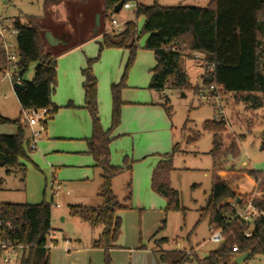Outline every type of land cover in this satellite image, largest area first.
<instances>
[{"label": "trees", "instance_id": "16d2710c", "mask_svg": "<svg viewBox=\"0 0 264 264\" xmlns=\"http://www.w3.org/2000/svg\"><path fill=\"white\" fill-rule=\"evenodd\" d=\"M64 1L67 0H44V7L47 9ZM120 1L103 0V17L109 22ZM141 16L145 17V22L139 31L136 19ZM12 29L17 30L18 68L24 85L23 89L15 88L22 110L50 107L54 115L57 107L52 102V94L57 84V61L46 49L42 17L31 15L25 20L17 17ZM145 34L148 37L144 47L154 52L157 61L152 70V90L165 91L172 78V89L191 90L199 96L215 84L220 85L226 95L240 97L241 101L249 103L254 109L264 105V0H211L206 7L162 6L156 1L152 4L141 3L135 10V20L125 22L121 32H104L99 55L90 59L83 70L85 106L93 121L88 147L102 170L100 197L103 203L96 207L70 205L69 214L94 228L103 226L102 233L93 245L106 249L105 264H113L109 249L122 233L121 218L116 213L128 208L131 198L129 195L122 203L113 192V179L124 171V167L110 162L111 134L121 122L122 91L127 86L128 72L135 61L138 42ZM106 48H124L130 52L121 81L111 87L113 111L108 131L104 130L99 117L98 79L93 70L94 62ZM183 54H187L193 63L196 61L193 59L194 54L204 56L203 72L197 83L192 81L189 70L182 65ZM32 65H35L34 77L29 80L25 74ZM8 66L6 53L0 49V75ZM165 99L164 107L171 115L167 106L169 98ZM0 123L18 126L14 135L0 134V168H5L7 174L20 173L24 180L26 168L20 164V160H28L29 157L25 145L26 129L21 123V116L8 119L0 114ZM226 124L213 118L203 125L204 131L214 133L211 150L214 167L211 192L206 205L200 210L199 222L207 218L210 227L225 229L224 240L210 251L203 264H238L233 260L238 255H264V216L253 218V233L247 237L245 232L248 223L235 217L236 210L228 202L235 200L239 206H243L248 195L240 194L236 186L243 179L253 177L258 183L257 197L253 203L264 211V172L225 166L228 160L236 159L241 154L235 138H231L225 146L222 135L227 130ZM200 136L199 131L192 133L187 137V144L198 140ZM181 152L182 146L176 144L153 172L152 187L167 199V211L185 212L180 204L179 192L170 184V175L174 170L173 156ZM2 183L3 179L0 185ZM51 211L52 204L45 201L38 204H0V223L4 236L24 246L20 264H51L50 250L46 248L53 230ZM168 242L167 238L154 239L156 248ZM234 246L238 247L237 252L233 250ZM161 254L167 264H188L192 260L186 251L161 250Z\"/></svg>", "mask_w": 264, "mask_h": 264}, {"label": "rangeland", "instance_id": "374dc122", "mask_svg": "<svg viewBox=\"0 0 264 264\" xmlns=\"http://www.w3.org/2000/svg\"><path fill=\"white\" fill-rule=\"evenodd\" d=\"M155 1L162 6L189 7H206L211 2V0H141L142 3L146 4H152ZM96 9H99V12L97 11L96 13ZM135 10V8L123 9L119 13H115L117 21L122 24L121 27H123V23L135 20ZM0 12L4 21H8L7 25L4 23L9 27L10 31L12 28L8 24H11L10 22L15 18L20 17L25 20L27 16L36 15L42 16L43 22L48 26L61 23L65 29L64 31L67 32L66 36L76 39L80 33H87L90 25L94 26L96 24L97 15L103 12V7L102 0H91L88 2L67 0V2L49 7V9H45L44 0H8L7 2L0 0ZM144 21V16L136 19L139 31L142 30ZM101 22V28L97 32L98 39L104 32L115 31L113 25L105 17H101ZM95 30L96 26L93 28V32L96 34ZM10 31L8 37L16 46L17 36L16 34H11ZM146 38V34L142 35L138 42L135 61L129 69L128 76L130 72H136L138 69H145L146 72H149L155 64L153 51L144 47ZM90 45L99 53V47L96 42H92ZM88 47L87 49H89ZM126 52L129 53L128 50ZM193 59L196 60L194 63L190 61V58L184 57L182 65L188 68L192 81L197 83L203 72L204 56L194 54ZM34 68L35 65H32L28 69L25 74L26 79L30 80L33 78ZM171 79L167 84L164 95L169 98L167 106H169L170 117L174 125L175 140L182 144L183 152L180 155H176L175 166L177 169L171 173L172 176L170 175V184L172 181L171 186L178 190L180 204L185 209V212L183 210L168 211L164 219V227L158 233L157 238L159 240L163 237L169 238V242L162 245L164 250L191 252L193 257L191 262L188 263L191 264L197 258L195 256L196 250H198L197 254L199 256L204 257L219 245L209 240L211 237L209 219L206 218L199 222L200 210L206 205L211 192L212 170L214 167V159L211 155L214 133L204 131L203 125L205 121L215 118V107L212 104L200 103L199 96L191 90L172 89ZM165 100L163 99L162 101L165 102ZM225 103L228 123L226 124L227 130L222 135L224 144L226 146L231 138H235L239 143L241 152L238 158L228 160L225 166L235 169H255L264 172V105L254 109L250 107L249 103L241 101L240 97L233 94L226 95ZM0 112L3 116L12 119H17L21 112L15 89L13 85H9L7 82L0 84ZM50 122L51 119H48L46 129L38 139L37 148H29L30 152H37L31 156L30 160L26 161L25 183L21 181V174L7 175L6 170L0 168V179L4 180L3 184L0 185V204L52 202V231L54 233L53 237L57 238L58 243L51 248L50 261L51 264H54L55 258L57 264H59L60 259H62V248L68 252L70 243L78 245L91 243L93 236L97 237L102 233L103 226L94 228L69 214V204L75 201V197L82 191L93 190L94 184L81 183L77 180L64 181L63 177H61L62 174H71L72 176V174H77L82 169L75 167V158L71 154L64 153L63 155L67 164L65 167H59L52 161L57 158L53 153H49L45 157L42 156L44 149L41 140L48 130ZM24 128L26 129V127ZM15 131L16 125L0 123V133L8 134V132ZM198 131L201 132L200 138L187 144V137ZM28 135L29 131L26 129V137ZM57 142L60 147L66 146L68 149L72 143L64 140H57ZM244 161L247 165H244ZM247 178L249 179L245 178L237 184L242 195L246 191L247 195H250L255 193L257 189V185H255L256 179L253 177ZM116 184L114 191L119 200L123 201L121 185H119V182ZM84 185L86 186L83 189ZM56 200L60 202L59 207L55 205ZM122 203H125V200ZM68 237L72 238L73 241L66 240ZM71 258L73 260L70 261V264H76V262L77 264H85L83 256H81L82 261L80 258L75 261V254H72ZM259 258H261L262 262L259 261ZM253 259L255 260L253 261ZM250 260L252 264H263L264 257L257 255L256 257H251ZM20 261L21 256L19 258L13 257L9 263L2 261L0 264H20Z\"/></svg>", "mask_w": 264, "mask_h": 264}, {"label": "crops", "instance_id": "0c3cea01", "mask_svg": "<svg viewBox=\"0 0 264 264\" xmlns=\"http://www.w3.org/2000/svg\"><path fill=\"white\" fill-rule=\"evenodd\" d=\"M7 1L8 0H5V2ZM73 1L79 2L77 0ZM88 1L91 0H87L86 2ZM47 9H49V7ZM95 11L97 13L99 9ZM100 15L102 17L103 12H101ZM14 20L10 22L11 24H8L11 25V28ZM4 22L7 25L8 21ZM42 24L44 27L43 36L46 49L57 61V84L52 96V102L54 106L57 107V112L50 118L51 122L50 125H48V130L41 140L44 152L43 154L42 152L40 153L44 157L49 153L55 154L57 158L52 161L59 167H65L67 165L63 157L64 153L71 154L75 158V167L82 169L77 174H72V176L71 174H62L61 172V177H63L64 181L77 180L81 183L94 184L93 190H86L87 192L82 191L75 197V201L71 202L69 206L74 204L95 207L100 206L103 203L100 197L102 170L97 166V162L90 154L88 147V140L92 137L93 133V121L85 106V77L83 75V70L88 66V61L90 59H94L99 55L90 44L96 42L100 49L102 36L98 39L97 32L95 31L96 34L93 32V28L96 24H94V26L90 25V29L87 33H80L76 39L66 36L67 32L64 31L65 29L61 23L48 26L43 22L42 17ZM100 28L101 25L98 30H100ZM47 31H50L55 37L60 39L61 42L57 45H50L45 38V33ZM87 47L89 49H87ZM126 50L127 49L124 48H106L102 51L103 53L101 52V55L93 64V70L98 79L99 117L105 131H108L112 124L113 103L111 87L122 79L130 55V52L127 53ZM184 57H187V54H183L182 62ZM156 65L157 61L155 58V64L149 72H146L145 69H138L136 72H130L127 78V86L122 91L123 106L121 111V122L111 134L110 162L112 165L124 167V171L113 179V192L119 202H124V200L131 195L129 201L130 206L118 210L116 213V216L121 218L122 233L114 246L109 249L114 264H167L162 259L161 250L163 246H161V248H156L153 240L159 239L157 235L164 227V219L168 212V201L164 196L153 189L152 177L155 168L162 160L166 159V156L172 152L174 146L176 144L182 146V144L175 140L172 118L166 111L164 102L162 101L163 99L165 100L166 97L164 91L156 92L150 88L153 75L152 70ZM2 82H7L9 85H12L8 80H2L0 75V84H2ZM20 109L21 115L23 111L21 104ZM3 117L12 119L6 116ZM17 131L18 126L16 125L15 132L0 134L14 135ZM57 140L71 141L72 143L69 145L68 149L66 146L60 147ZM27 151L28 160L37 152H30L28 147ZM176 155H180V153ZM176 155L173 156V171L177 169L175 166ZM26 161L25 159H21L20 164L24 166L27 171ZM244 165H247L245 161ZM12 174L16 175L20 173ZM21 181L23 183L26 182V175L24 180L21 175ZM117 182H119L123 190V201L119 200L114 191ZM255 185H257V181ZM85 186L86 185L82 188L84 189ZM172 188L178 191L176 188ZM237 191L242 194L238 185ZM243 194H247V191L243 192ZM230 201L231 200H228L229 203ZM55 203L60 204L59 200H56ZM51 232L53 237L54 233L53 231ZM99 236H93L92 242L87 245L70 243L68 252L62 248V259H60L59 264H70V261L73 260V258H71L72 254H75V261L77 258L81 259V256H83L85 264H104L106 249L96 248L92 245L93 241ZM52 239L55 244L58 243L57 238L53 237ZM66 240L70 242L73 241L70 237L66 238ZM78 242H80V240H78ZM197 252L198 250H196L195 253L197 258H195L191 264H203L204 258L210 253L201 257ZM20 256L21 253L19 252L14 257L19 258ZM238 256L234 257L233 260H236ZM262 256L264 257V255ZM250 258L251 257H246L241 264H252V259L250 260ZM254 260L255 259H253V261ZM259 261L262 262L261 258H259ZM54 264H57L55 258Z\"/></svg>", "mask_w": 264, "mask_h": 264}, {"label": "built area", "instance_id": "2783aa9c", "mask_svg": "<svg viewBox=\"0 0 264 264\" xmlns=\"http://www.w3.org/2000/svg\"><path fill=\"white\" fill-rule=\"evenodd\" d=\"M134 2V3H132ZM141 0H123L122 9H137L141 4ZM110 23L113 25L116 32H121L124 28L121 23H119L115 17V13L112 14ZM9 28L5 25L3 16L0 12V49L6 53L7 61L9 66L4 70L1 75L2 80H8L14 87L15 83H22V76L20 75L18 63L20 61V56L18 53L17 45L15 46L13 42L9 39ZM11 34H17L16 29H11ZM214 65H211L213 67ZM15 89V87H14ZM226 94L220 85H211L208 91L204 94L199 95L200 103L212 104L215 107V119L218 121H224L228 123V118L226 117ZM53 116L52 108L44 107L41 109H31L23 110L21 113V123L29 131V135L26 137V146L30 149L37 148V142L39 137L46 129V123L48 119ZM39 127V128H37ZM258 185V183H257ZM257 197V189L255 193H251L247 196L243 206H239L237 201L231 200L230 205H232L236 210L235 217L240 218L248 223L245 235L247 237L252 236L254 224L253 218L258 215L264 216V211L259 209L253 203L254 199ZM57 207L60 206L59 203H55ZM0 223V262L9 263L14 256L19 252L23 253L24 246L19 244L17 241L5 237ZM211 237L210 241L216 244H220L224 240L225 229L210 227ZM52 232H50L48 237V243L46 245L47 249H51L55 244L52 239ZM233 250L238 251V247L234 246ZM187 255L192 258V253L187 252Z\"/></svg>", "mask_w": 264, "mask_h": 264}, {"label": "water", "instance_id": "95a60500", "mask_svg": "<svg viewBox=\"0 0 264 264\" xmlns=\"http://www.w3.org/2000/svg\"><path fill=\"white\" fill-rule=\"evenodd\" d=\"M122 6H123V0H121V1L116 5V7H115V9H114V13H119V12L121 11V9H122ZM100 25H101V15L99 14V15H97V18H96V30H95L96 32H98V29H99ZM45 38H46L47 42H48L50 45H57V44H59V43L61 42V40L58 39L57 37H55L50 31H47V32L45 33ZM14 87H15L16 89H23V88H24V85H23L22 83H15V84H14ZM248 255H249V253H244V254L239 255V256L237 257V259H236V262H237L238 264H241L242 261H243L244 259H246V257H248Z\"/></svg>", "mask_w": 264, "mask_h": 264}]
</instances>
